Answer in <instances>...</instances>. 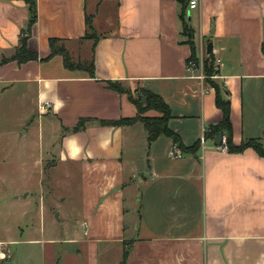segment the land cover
Returning <instances> with one entry per match:
<instances>
[{
  "label": "crops",
  "instance_id": "1",
  "mask_svg": "<svg viewBox=\"0 0 264 264\" xmlns=\"http://www.w3.org/2000/svg\"><path fill=\"white\" fill-rule=\"evenodd\" d=\"M29 1L0 0V62L20 44ZM33 1L38 17L27 45L39 60L0 66V116L13 113L18 131L28 129L19 136L32 147L35 173L38 157H54L53 181L60 172L71 194L56 237L9 232L0 263L15 255L16 264H31L39 249L41 264H264V158L252 149L220 152L206 138L196 155L184 154L166 136L150 143L142 123L102 124L135 118L129 94L148 91L168 105L169 128L185 147L201 142L223 119L215 90L201 79L212 55L234 145L264 140V0L187 6L195 66L178 0ZM88 17L97 42L86 38ZM50 39L65 40L74 62H93L94 75L67 69L62 56L44 61ZM44 122L56 140L38 155Z\"/></svg>",
  "mask_w": 264,
  "mask_h": 264
},
{
  "label": "rangeland",
  "instance_id": "2",
  "mask_svg": "<svg viewBox=\"0 0 264 264\" xmlns=\"http://www.w3.org/2000/svg\"><path fill=\"white\" fill-rule=\"evenodd\" d=\"M91 45V44H90ZM132 94L135 99L142 96L141 91H134ZM0 116V241L7 240L8 234L15 233L13 238H22L18 228L25 231L34 229L37 233L45 230L46 238L56 237V230L61 228L62 218L57 214L64 211L63 199L67 198L71 192L70 188L61 187L62 174L58 172L53 181L52 168L56 162L52 156L38 157V170L35 173L33 157L30 156L28 141L22 140L20 134L28 129L18 131L19 124L17 117L12 113ZM39 130L43 136L42 148L38 142V155L44 153L56 136L50 130L52 125L43 123ZM39 131V132H40ZM58 132V131H57ZM28 139V138H27ZM33 141H31V144ZM40 149V150H39ZM48 169V170H47ZM52 176V178H51ZM72 189L78 195L76 182ZM56 210V212H55ZM55 212V213H54ZM62 220H61V219ZM38 237V236H37ZM40 237V236H39ZM14 253L21 251L22 246L12 247ZM36 257L31 264H41V253L35 250ZM104 256V255H103ZM102 262L107 260L106 255ZM2 264V263H0ZM4 264H16L15 255Z\"/></svg>",
  "mask_w": 264,
  "mask_h": 264
},
{
  "label": "trees",
  "instance_id": "3",
  "mask_svg": "<svg viewBox=\"0 0 264 264\" xmlns=\"http://www.w3.org/2000/svg\"><path fill=\"white\" fill-rule=\"evenodd\" d=\"M182 4V11L180 13V20L183 25V33L187 37V43L192 47L193 55L192 58L188 61L193 63H199V59L195 55L194 45L192 42V34L191 29L188 24L187 19V6L188 0H178ZM29 21L24 29L21 32L20 44L16 49L14 55L8 59H3L0 62V66L7 64L9 62H17L18 64H24L29 61H38V55L31 53L28 50V39L32 33V28L37 22V9L34 1H29ZM87 35L86 38L90 40H94L97 42L98 37L96 35L95 29L93 27L92 18H87ZM50 50L51 53L48 58L44 61L50 60L55 56H62L64 59V64L67 69L77 70V69H85L88 70L91 75H94V63L93 62H81L76 63L73 61L70 52L67 48L66 41L61 39H50ZM216 64V59L212 55H208L203 62L204 74L207 76L206 82L213 88L217 94L216 103L218 108L222 111L223 119L221 123L217 125L209 126L208 131L206 132V140L212 139L214 140L220 133L224 135L226 138V145L228 146V152L230 154H240L248 149L254 150L261 158H264V140L251 139L244 141L240 146H235L232 140V124H231V105L230 101L226 100L222 97L221 89L216 80L211 79L216 72L214 71V67ZM109 88L119 93H124L126 90L123 86L117 82H110ZM132 93L129 94L130 100L136 106L138 115L133 119H123L118 122L113 123H102L104 125H113V126H131L136 123H142L149 135V142L155 141L157 138L161 136H166L170 138L173 143L175 149L182 151L184 154L196 155L200 149L201 142L197 143L191 148H187L182 143L180 137L172 132L169 128V120L171 118V112L168 105L165 101L148 91H143L142 96L138 99L133 97ZM150 111H156L161 116L160 117H146V114ZM82 123V122H81ZM78 126L77 130L80 129L83 124Z\"/></svg>",
  "mask_w": 264,
  "mask_h": 264
},
{
  "label": "built area",
  "instance_id": "4",
  "mask_svg": "<svg viewBox=\"0 0 264 264\" xmlns=\"http://www.w3.org/2000/svg\"><path fill=\"white\" fill-rule=\"evenodd\" d=\"M200 2H201V0H188V10L189 11L197 10L199 8V6H200ZM219 62L220 61L216 60V64H215V67H214V71L216 72V74L211 79L215 80L218 77V75H219V64H220ZM201 64H202V67H203V63H201ZM189 65L190 66H195V64L193 62H190ZM201 79L206 81L207 80V76L205 74H203ZM42 108H44V107H42ZM204 142H205V137L202 139L201 143L204 144ZM217 149L220 152H223V153L228 152V146L226 145V138L225 137L223 138L222 145L221 146H217ZM172 156L177 157L175 151L172 152Z\"/></svg>",
  "mask_w": 264,
  "mask_h": 264
},
{
  "label": "water",
  "instance_id": "5",
  "mask_svg": "<svg viewBox=\"0 0 264 264\" xmlns=\"http://www.w3.org/2000/svg\"><path fill=\"white\" fill-rule=\"evenodd\" d=\"M224 135L222 133H220L215 139L214 142L216 144V146H221L222 145V141H223ZM57 218L59 220V214H57Z\"/></svg>",
  "mask_w": 264,
  "mask_h": 264
}]
</instances>
